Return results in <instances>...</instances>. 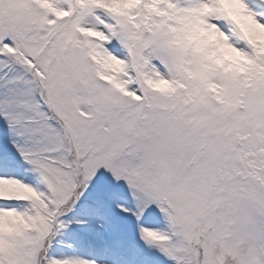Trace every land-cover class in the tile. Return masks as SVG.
Returning <instances> with one entry per match:
<instances>
[{"label": "snow or ice", "instance_id": "1", "mask_svg": "<svg viewBox=\"0 0 264 264\" xmlns=\"http://www.w3.org/2000/svg\"><path fill=\"white\" fill-rule=\"evenodd\" d=\"M0 264H264V0H0Z\"/></svg>", "mask_w": 264, "mask_h": 264}]
</instances>
